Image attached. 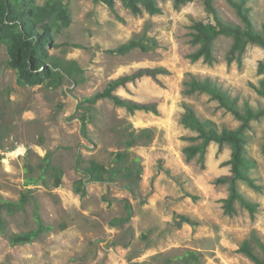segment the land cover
<instances>
[{
  "label": "rangeland",
  "instance_id": "1",
  "mask_svg": "<svg viewBox=\"0 0 264 264\" xmlns=\"http://www.w3.org/2000/svg\"><path fill=\"white\" fill-rule=\"evenodd\" d=\"M35 1L42 5L46 0ZM157 2L161 14L135 15L121 0H116V12L94 0H67L71 24L55 30L54 45L49 46L57 61L73 68L58 87L45 82L20 84L17 70L7 63L8 42L0 43V198L18 200L27 188H33L44 222L54 226L32 243L12 245L7 234L36 227L34 201L30 200L25 211L5 212L0 264L158 263L164 259L161 255L186 249L200 251L202 264H255L239 247L253 232L264 242V116L251 120L245 131L246 156L255 161L250 174L262 189L238 181L243 195L259 203L254 217L239 203L234 215L224 211L222 199L228 196L229 184L215 180L231 174L230 145L220 149L212 142L204 167L199 156L188 161L184 148L200 140L185 139L197 132L186 128L181 117L186 104L220 129L240 125L209 94L184 93L188 72L216 80L238 99L241 108L247 101L254 109L264 107V96L256 90L264 79V72L258 71L264 48L251 44L241 65L237 60L229 63L233 39L220 35L214 42V62L192 61L189 56L198 49L191 42L192 24L213 21L204 0L179 7L174 0ZM215 5L224 20L241 23L227 0H215ZM248 5L254 25L261 28L264 0H249ZM145 32L151 38L144 42L148 51L139 47L126 54L110 52ZM157 66L167 67L171 74L145 75L117 87L115 93L140 102H157L158 114L143 110L132 114L104 98L89 110L90 139L83 136V109L78 108L83 97L104 90L110 80L138 68ZM145 127L155 130L152 142L130 149L142 158L141 197H134L120 183L86 182L85 196L75 190L80 178L74 169L77 153L110 164L113 153L124 145L127 131ZM47 154L62 169L61 185L55 187L48 176V187L26 186V165H34L38 174ZM124 199L132 203L133 215L125 225L114 226V218L128 214ZM176 214L188 215L198 224L178 226ZM254 246L263 256L255 241Z\"/></svg>",
  "mask_w": 264,
  "mask_h": 264
},
{
  "label": "trees",
  "instance_id": "2",
  "mask_svg": "<svg viewBox=\"0 0 264 264\" xmlns=\"http://www.w3.org/2000/svg\"><path fill=\"white\" fill-rule=\"evenodd\" d=\"M94 1L102 2L111 11L116 12V0ZM121 1L135 15H141L144 12L155 15L163 12L157 0ZM190 1L192 0H174V4L179 7ZM227 2L235 9L241 23L224 20L215 5V0H204L205 8L213 16V21H195L192 24L191 42L198 45V49L189 56L192 61L202 59L207 63L214 62V42L220 35L230 36L233 39L228 56L229 63L237 60L241 65L243 54L251 44L264 48V22L261 28L254 25L250 13L251 7L248 5L249 0H227ZM71 21L67 0H46L42 5L37 4L35 0H0V43L3 41L8 42L10 58L7 63L17 70L20 84L36 85L45 82L50 87H58L67 76L72 74L71 70L73 68L57 61L49 51V46L54 45V31L62 27H68ZM150 39L145 32L143 35L132 38L110 50V52L126 54L139 47L144 51H148L149 45L144 44V42ZM75 64L77 65L76 62ZM78 70L80 71L81 68H78ZM258 71L259 73L264 72V60L260 62ZM159 74L169 75L171 70L163 66L141 67L132 73L110 80L104 90L83 97L78 103V108L83 109L80 115L83 136L90 139L89 110L104 98L112 100L116 106L124 107L132 114L140 110L158 114L157 102H140L124 98L116 94L115 90L129 81H134L145 75L156 77ZM183 84L185 94H209L212 99L219 102L221 108L232 113L240 121L237 128L223 127L220 129L215 121L200 117L193 107L185 104V112L181 117V123L186 128L197 132L196 136L185 137V139L200 140V142L186 146L183 151L188 161L199 156L202 167H204L207 148L212 142L218 143L220 149L224 144H229L232 150L231 158L228 161L231 165V174L222 175L215 180L218 184H229L228 196L222 199L224 211L228 215H234L237 212L236 204L239 203L254 217L258 211L259 203L243 195L238 187V181H244L256 190L262 189V185L258 184L256 178L250 174L255 161L246 156L245 131L250 127L251 120L264 116V107L254 109L247 101L241 108L238 99L233 97L227 90H224L211 77L201 78L188 72ZM256 90L264 96V79L260 81L259 86H256ZM154 137L155 130L151 127L128 130L124 145L113 153V160L110 164H105L93 158L85 159L81 153H77L74 169L80 174V178L75 183V190L81 196H85L87 193L86 182L120 183L134 197H141L139 185L143 176L142 158L130 149L136 145H148ZM45 161V164L39 166L38 174L35 173L34 165L29 163L26 165V186L43 184L48 187V176L54 180L55 187L61 185L62 169L52 163L50 154H47ZM30 200L34 201V217L37 225L28 231L7 234L12 245L32 243L45 232L54 228V226L44 222L40 212V204L34 195V189L27 188L18 200L0 198V234L6 235L7 221L4 213L14 215L25 211ZM124 201L128 214L124 217L114 218L111 221L114 226L125 225L133 215L132 203L129 199H124ZM141 201L145 202L144 199H141ZM175 217L178 226H182L184 223L192 226L198 224L197 221L185 214H176ZM254 241L262 251L263 256L257 253ZM239 252L249 257L255 264H264V242L256 236L255 232L241 243ZM202 255L200 251L186 249L177 254L161 255L164 256L162 262H135L130 260L129 264H202ZM157 258L155 257V259Z\"/></svg>",
  "mask_w": 264,
  "mask_h": 264
},
{
  "label": "bare ground",
  "instance_id": "3",
  "mask_svg": "<svg viewBox=\"0 0 264 264\" xmlns=\"http://www.w3.org/2000/svg\"><path fill=\"white\" fill-rule=\"evenodd\" d=\"M14 153H16V152H14Z\"/></svg>",
  "mask_w": 264,
  "mask_h": 264
}]
</instances>
